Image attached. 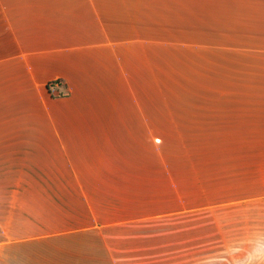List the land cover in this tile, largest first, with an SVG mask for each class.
Returning <instances> with one entry per match:
<instances>
[{
    "label": "crops",
    "instance_id": "crops-1",
    "mask_svg": "<svg viewBox=\"0 0 264 264\" xmlns=\"http://www.w3.org/2000/svg\"><path fill=\"white\" fill-rule=\"evenodd\" d=\"M206 52L246 100L169 89ZM176 141L248 143L246 231ZM0 264H264V0H0Z\"/></svg>",
    "mask_w": 264,
    "mask_h": 264
},
{
    "label": "rangeland",
    "instance_id": "rangeland-1",
    "mask_svg": "<svg viewBox=\"0 0 264 264\" xmlns=\"http://www.w3.org/2000/svg\"><path fill=\"white\" fill-rule=\"evenodd\" d=\"M202 56L206 58L213 57L212 59H216V56H223V64L225 66L223 72H219L221 68H218V71H216L215 66L207 64L212 67L214 71L210 72V74L223 76H219V78L210 77L206 74L208 72L207 68L203 71H198L193 69L195 68V66H193V77L186 74L188 76L186 79H180L181 86L170 87L169 89L175 88L183 98L193 102L246 100L241 97L242 95H235L234 93L236 90L244 89L248 85L247 61L232 60L236 58H233L232 55L224 56L222 54H217L216 52H206ZM239 58L246 59V56L244 57L243 55H240ZM83 63L86 62H80V64ZM204 63L205 62H202V64ZM217 63L219 62H214L213 65ZM163 80L169 81L170 79ZM215 89L216 91L220 90L223 92H230L231 94H218L215 92ZM175 101L178 100L175 99ZM183 150L191 152V158L193 160L197 161L200 158L205 164L204 167L208 168L207 171L209 172L210 180L203 191L204 194H207L208 202H219L218 204H223L194 213L206 214L209 217L208 220L212 217L215 219V217L218 216L217 219L220 220L219 223L221 229L237 232L246 231L248 143L246 141H176V153ZM57 165H62L59 157L50 159L48 163H46V166ZM213 221L191 222V224L195 229L198 228L215 231L217 227L216 223Z\"/></svg>",
    "mask_w": 264,
    "mask_h": 264
}]
</instances>
